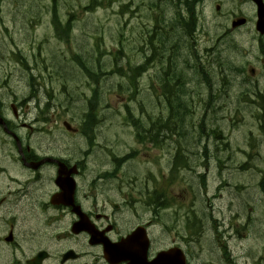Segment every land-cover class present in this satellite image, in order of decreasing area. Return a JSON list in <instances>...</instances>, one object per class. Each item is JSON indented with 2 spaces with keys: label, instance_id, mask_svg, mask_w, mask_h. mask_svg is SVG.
Returning a JSON list of instances; mask_svg holds the SVG:
<instances>
[{
  "label": "flooded vegetation",
  "instance_id": "obj_1",
  "mask_svg": "<svg viewBox=\"0 0 264 264\" xmlns=\"http://www.w3.org/2000/svg\"><path fill=\"white\" fill-rule=\"evenodd\" d=\"M211 1L154 0L155 29L164 36L172 27L180 29V36L176 31L177 45L168 42V46H200L204 13ZM213 9L220 12L221 1L215 3ZM159 19L171 25H162ZM194 19L197 28L193 31ZM149 25L146 20L142 29L146 32ZM158 44L162 45L159 40ZM157 61L158 69L169 68L167 57L160 55ZM32 62V57L20 61L12 56L6 59L8 71L0 84V264H239L254 255L253 249L241 253L247 254L246 258L232 251L236 235L241 233L243 223H247L236 211L235 223L222 230L229 237L225 244L218 245L217 250L198 246L203 242L207 245L210 236H198L195 224L206 229H211L212 224L219 225L220 229L224 226V220L213 216L210 202L206 203L202 216H195L191 211L190 220L181 227L184 232L176 231L171 237L163 221L161 185L152 179L138 182L139 178H132L130 169L125 167L136 160L130 154L134 150L115 153L113 145L106 140L109 137L103 133L97 135L101 120L85 122V116L81 115L74 122L81 112L90 116L94 110L90 104L81 103L80 112L75 109L77 113L66 115L61 122L63 130L57 124L58 118L53 121L54 131L65 133L66 149L74 153L58 151V145L55 152L45 151L42 145H30L31 138L46 131L41 126L52 123L46 116L52 105L48 100L42 103L40 92H37L38 100L32 103L39 109L38 116L34 118L30 113V119H20L25 114L21 112H30L26 104L34 99L32 90L21 102L13 103L4 102L8 97L4 91L13 69L21 72L19 81L23 87L37 86L31 76L36 68ZM81 96L80 99L86 100L87 95L81 93ZM48 98L51 99V94ZM69 112L72 110L62 114ZM22 120L25 123L19 124ZM36 125L39 127L34 128ZM161 134H156L155 139L158 150L162 146L159 140H164ZM210 139L208 133L199 137L194 145L201 149L206 147V151H189L185 157L218 158L220 145L213 144ZM76 140L81 144L75 146ZM101 140L105 145L99 144ZM170 143L175 145L173 141ZM213 145L212 151L210 146ZM99 147L102 150H98ZM172 149L167 154L179 153L177 147L171 146ZM157 171L161 173L160 169ZM71 180L74 186L71 204L53 203L54 198L68 193ZM261 194L264 196L262 191ZM66 218L68 223L63 228L58 227L57 223ZM235 226L240 230L233 233L231 227ZM134 232L137 234L131 238Z\"/></svg>",
  "mask_w": 264,
  "mask_h": 264
},
{
  "label": "rangeland",
  "instance_id": "obj_2",
  "mask_svg": "<svg viewBox=\"0 0 264 264\" xmlns=\"http://www.w3.org/2000/svg\"><path fill=\"white\" fill-rule=\"evenodd\" d=\"M122 1L126 3L130 1L134 10L138 6L141 9L137 14L133 15L134 19L132 22L128 15L124 16L120 14L118 2ZM146 1L113 0L112 3H115V5L110 4L108 7L101 8L93 13H83L81 8L87 5L88 0H59L57 3L58 15L67 17V13L70 10H73L72 12L75 13L73 20V41L70 44H66L59 43L53 38L51 18L47 10L49 2L47 0H0V84L3 83L2 81L6 77L5 72L8 71L5 60L9 58L11 50L21 49V52L25 56L32 55L33 52L36 58L34 59L35 62L33 61L32 63L42 73L35 75L37 77L35 90L36 92H40L42 103H46L48 100L52 105L46 114L49 122L52 123H46L41 126V129L44 128L46 131L42 130L36 138H31L29 140L30 145L38 144L37 147L42 145L45 151L49 152H55L54 148L58 145V151L75 152L74 150L66 149L68 138L63 132H55L56 126L53 123L58 118L57 124L61 128V122L66 115H71L73 112L77 113L75 109H78L80 112L83 101V99H80L81 93L89 95L91 92V89L88 87L90 84L86 80L85 74L82 73L83 71L79 70L78 64L74 61L73 56L77 54L81 55L83 60L86 61L87 66L91 62L96 63V43L100 40L99 51L105 52L103 59H107L106 57L109 53L118 50L120 48L119 43L121 42L123 52L128 53L130 61L139 62L142 54L137 52L139 46H137L134 40L139 36L140 29L143 28L142 23L144 22L145 13L142 5ZM222 2H224L221 10L222 14L214 12L211 6L205 13L207 17L204 23L205 29L202 33L200 46H198L201 52L200 55L204 56L202 58L203 60L207 58L204 50L213 47L212 42L223 34L224 30L222 29L224 27L229 28L231 10L236 13L241 12L250 18L254 17L252 7L245 1L222 0ZM162 21V19H159L161 24H163ZM255 37L253 25L248 24L233 33L229 38L223 40L220 44V50L225 42L229 48L228 40L234 41L238 49L228 50L236 64H244L246 66V72L250 77V85L247 88L248 92L250 94H262L264 96V59L258 51L260 44ZM262 42L264 45V41ZM178 48L180 49V47ZM180 55L178 57L177 55L174 56L167 64L170 68L175 67V73L179 68L189 70L182 53ZM251 69L254 72L250 76ZM103 70L108 69L105 66ZM212 72L216 73V70ZM32 73L36 74L35 72ZM21 75L18 71L8 81V88L4 91L8 94V97L4 99L5 103H13L14 101L21 102L28 96L29 92L31 93V89L23 87L21 81H19ZM101 82H103L101 85L104 92L103 104H110L114 114L112 112H105V115L101 118L102 123L99 125L97 135L102 136L103 133L105 136H108L109 138L106 137V140L113 145L111 147L116 153H124L131 148L134 149L136 142L132 140L133 137H130L131 130L125 125L123 117L119 113V107L123 104L126 96L118 99L115 96L117 95V87L114 88L115 92L112 89L113 86L117 85L116 83H121L122 81L114 77H110L109 80L106 76L102 75ZM240 83L241 80L239 78L234 81L228 99L224 100L222 104L225 110L224 112L216 114L217 121L213 124L216 128H220L222 132V139L214 140L213 138L212 140L213 144L220 145V156L218 155V158L223 162L221 164L222 170L220 171L218 169L216 164L217 159L215 158L211 160L207 159L210 165L209 169L205 170L203 165L205 161L200 160L202 158L201 156L195 155L194 157L196 159H188L190 167L194 168V173L184 174L183 176L188 183L192 184L193 176L197 177L198 174L206 175L208 186L207 192L204 193L205 198H210L216 210L214 214L218 216L219 220H224V224L227 223L229 225V223H234L231 220V213L234 211L241 213L243 220L247 219V223H243L244 227L242 230L237 226L231 227L233 233L236 232V229H239L241 232L239 235H236L235 240L237 241H235V245L232 244L235 246V249L232 251L235 252L236 250L242 257L244 256L246 258L247 254L241 253H246L247 249L249 251L253 249L254 255L249 259V263L243 259L239 261V264H264V196L258 187L261 171L264 168V133H262L251 116L253 109H244L242 105L235 103L241 96ZM237 86L239 87L240 93L237 90ZM63 87L65 90L62 89ZM190 88L194 91L198 90L196 91L198 97L195 96V99L199 102L198 109L196 108L195 112V122H198L197 117L199 118L202 113L200 109L202 107L201 101L204 100V91L202 88L197 89L193 87V85ZM45 93H48L46 97L44 95ZM49 93L51 94L50 100L48 98ZM143 94L144 98H147V108H149V102H153V99L147 97L148 93L143 92ZM251 99L255 103L261 104V101L255 96H252ZM41 105L43 104H40V108H43ZM26 106V109L30 112H27V110L21 112L25 114L20 116V119H30V113L34 118L38 116L39 109L35 107L34 103L26 104ZM151 107L149 108L150 114L155 116L157 112L154 107ZM237 108L241 109V114L237 113ZM65 110H72V112L62 114ZM253 111L255 112V110ZM81 115H84V112H81L77 116L74 120L75 123ZM212 119H215V117H212ZM21 123L25 122L22 120L19 124ZM38 127L36 125L34 128ZM125 129L126 132H124ZM249 132L252 133V136L249 135ZM172 136L180 141L183 139V136L178 132ZM151 137L155 143L154 137H156V134L151 135ZM259 139L262 140V143L257 146V149H259L258 154L253 153V157L248 158L247 155L253 152L250 143L255 145L254 141ZM159 141L163 143L165 140ZM168 141L170 143L171 140ZM183 141L188 142L190 140L186 138ZM78 144H81V142L78 143V140H76L75 146ZM99 144L105 145L103 140ZM224 145L225 147H223ZM175 146L181 152L189 154V150L183 148L181 145L175 144ZM167 148L163 152L154 150L150 154H142L138 160L132 161V163L125 167L130 169V173L133 174L132 178H139L138 182L141 183H143V179L146 181L147 179H151L150 173L158 176L159 172L157 170L159 168L164 169L162 173H167L166 170L171 164L172 158L169 154H166ZM210 148L213 151L214 145L210 146ZM98 150L102 149L99 147ZM243 164H248L245 170H241ZM182 188L184 187H180V185L179 187L176 186V188L171 189L170 194L177 199L176 205H181L182 208H185L186 204L194 202V200L191 194H180ZM218 188H221V190L218 191ZM212 196H217V198L213 200ZM196 207L199 215L202 216V205L200 206L197 203ZM171 220V216L163 218V221L168 224L169 228H171ZM67 223L68 219L66 218L57 224L58 227L63 228ZM194 227L196 234L201 233L200 236L203 234V236H207L208 238L210 236V242L207 245L204 242L199 244V247L202 249L207 246V249L212 248L213 250H217L218 245H223L229 240V237L223 234V228L220 229V226L217 224H212L211 229L203 228L198 224H195ZM217 228L220 230L218 234L215 233L217 231H213V229ZM54 230H58V228H54ZM176 231L179 233L184 232L180 223L174 229H170L171 237L175 235ZM211 238L216 240L215 243L212 244L213 240ZM229 245L231 248V242Z\"/></svg>",
  "mask_w": 264,
  "mask_h": 264
},
{
  "label": "trees",
  "instance_id": "obj_3",
  "mask_svg": "<svg viewBox=\"0 0 264 264\" xmlns=\"http://www.w3.org/2000/svg\"><path fill=\"white\" fill-rule=\"evenodd\" d=\"M48 3V15L51 18V26H52V33L53 38L57 40L60 43H66L70 44L73 41V32H74V17L75 13H73V10H70L69 13H67V17H61L58 15V9H57V3L59 0H47ZM111 3V0H88L87 5L82 7L81 10L83 13H93L101 8H105L107 5ZM151 5L154 4V0H151ZM148 4L147 6L151 7L150 17H151V23L149 26H151L144 38V44L145 48L143 49L141 46V41L139 37L134 40V42L137 43L138 49L137 52L142 54L141 56V63H133L130 61L128 57V53L123 52V48L121 47L122 43L120 42V48L116 50L115 52L109 53L107 55V59H103V55L105 52L99 51V41L96 43V58L97 62L91 64L89 66L86 65V61L83 60L81 55H74L73 59L78 64L79 70H82L85 74V78L90 84L88 87L91 89L90 95L85 100V103L92 105L91 107H94V112H90V116L88 117V114L85 115V122L91 119L94 121L97 118L96 113V106L103 103V88L102 85L103 82H101L102 75L104 76L109 71V75H114L115 77H119L122 83L119 85H115L117 87V94H126L127 95V105L125 109L127 110L128 119H130L133 124H136V122H139V128L143 130L145 133V137L142 139L143 141H149L153 142L151 139V135L154 134L159 135L160 133H163V138L165 141L163 143H167L170 140L169 138L173 135V131L175 129L179 130L178 133H180L183 136V139H189L190 141H186L190 147H194V141H197L199 137H204L209 135L210 138H214L216 140L220 139L221 132L218 131L219 128L213 127V123L217 121V112L213 109V107H210L209 113L207 112V108L203 107V112L199 116L198 122H195V110L194 106H192V101L194 100L195 96H192L189 94V96H184V93H186V90L184 89V77H188L191 73L193 75L192 80L203 82V90L204 95L211 97L210 100H212V93L213 88L215 87L212 83V79L210 77V70L213 68L214 70H218L219 75V83L218 85L217 81V88H225L229 89L231 86L230 80L236 78L234 75L236 74H244L245 68L244 66L237 65L234 60L232 59V56L230 53L222 56L221 52H212L208 56L210 58V62L206 64L205 66L202 65L197 59L196 52L190 47V49L185 48L183 50L182 48H178L177 46H168L171 43L172 45H177V42H179L176 38V31L178 33V36H180V29H177L175 27H172L170 31H167L166 35L160 33L158 30L155 29V20L154 16H152L154 12V8ZM129 6V5H128ZM120 8V14L121 12H125L126 7L121 6ZM133 17V16H132ZM154 22V25H153ZM153 25V26H152ZM176 29V30H174ZM194 29V27H193ZM143 34V35H144ZM142 35V36H143ZM141 37V36H140ZM158 40L162 45L158 44ZM229 47H233L234 43L230 40H228ZM180 53H182L183 58L186 57V55L190 58H192V61H188L185 63L188 65L189 70L179 68L178 71L175 73V67L168 68L166 71L163 72L162 75H160L159 71L157 70L156 64L157 59L160 55H169L170 57H174L177 55L181 56ZM23 57L20 53L17 54V58ZM36 58V56H35ZM171 61V60H170ZM213 61V63L211 62ZM169 61L167 62V64ZM216 65L217 67H215ZM108 70H103L104 67ZM104 71V72H103ZM58 75V73H56ZM144 74H147L148 76V85L151 88V95L149 94L148 98L153 99L155 102V99L158 98L156 86L157 84H162V98L164 101V107L165 111L162 113V115L158 118H155L153 115L150 114L148 108H145L140 104L138 100V94H139V85L136 84L137 80L144 76ZM109 75L107 77H109ZM216 75V79H217ZM187 79V78H186ZM191 80V81H192ZM103 81V80H102ZM101 82V83H100ZM113 86V87H115ZM33 87V86H32ZM115 87V88H116ZM83 98V96H80ZM137 104L138 106V112L139 116L138 119L135 120V114H133V110L130 109V106H134ZM210 104V102H207V107ZM194 107V108H193ZM196 109V108H195ZM145 112V115L143 114ZM212 117H215V119H212ZM208 120H212L211 125H206L205 122L209 123ZM263 129L264 128V117H260L259 120H256ZM144 122V123H143ZM188 122H190L188 124ZM213 125V126H212ZM209 128L206 130V128ZM215 128V129H214ZM163 131V132H162ZM154 143V142H153ZM155 144V143H154ZM253 145L250 143V147L253 150V152H258L257 146L259 143L257 141H254ZM158 146L159 144H155ZM196 147V145H195ZM256 147V149H254ZM178 148V147H177ZM179 150V148H178ZM206 151V147L204 149H201V147H196V152H204ZM181 151L179 150V153ZM200 160L206 159L202 158ZM211 160V159H210ZM205 166V163H203ZM221 165V164H220ZM219 165V167H221ZM186 168L190 167L188 160L184 159H176L173 163V170L177 168ZM245 168V165L243 167ZM264 169V168H263ZM261 180L259 183V188L264 194V170L261 172ZM198 178L201 180L204 178L202 175H198ZM202 181V180H201ZM162 193H163V200L164 206H167L169 203V198H167L165 187L167 188L170 185V181L168 182H162Z\"/></svg>",
  "mask_w": 264,
  "mask_h": 264
},
{
  "label": "water",
  "instance_id": "obj_4",
  "mask_svg": "<svg viewBox=\"0 0 264 264\" xmlns=\"http://www.w3.org/2000/svg\"><path fill=\"white\" fill-rule=\"evenodd\" d=\"M256 6H257V23H256V29L257 31L260 33V34H263L264 33V5L262 3V0H252ZM244 21L241 20V21H238L237 24L238 25H241L243 24ZM73 182L71 180V182L69 183V187L70 190L68 191L67 194H65L64 196L61 197V202L65 205L67 204H71L73 198H72V195H73Z\"/></svg>",
  "mask_w": 264,
  "mask_h": 264
},
{
  "label": "bare ground",
  "instance_id": "obj_5",
  "mask_svg": "<svg viewBox=\"0 0 264 264\" xmlns=\"http://www.w3.org/2000/svg\"><path fill=\"white\" fill-rule=\"evenodd\" d=\"M164 13H165V15L168 17L167 13H166V12H164ZM162 23H163L162 25H165V26H170V25H171L170 23H168L167 21H164V20L162 21ZM186 62H187V60H186ZM154 138L156 139V137H154ZM164 140H165V139H164ZM166 141H168V140H166ZM174 147H177V146L174 145ZM213 231H214V232L217 231V232H215L216 234H218V232H220L219 228H217V229H213ZM200 234H201V233H198L197 235L200 236ZM220 237H221V239H222V236H221V235H220ZM211 239H212V238H211ZM212 240H213V239H212ZM215 241H216V240H213V241H212V244L215 243ZM198 246H199V245H198Z\"/></svg>",
  "mask_w": 264,
  "mask_h": 264
}]
</instances>
